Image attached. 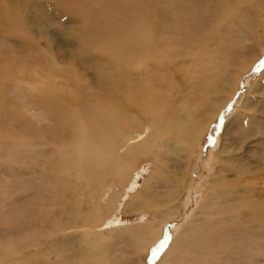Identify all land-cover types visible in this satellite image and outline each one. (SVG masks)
Instances as JSON below:
<instances>
[{
  "label": "rangeland",
  "instance_id": "rangeland-1",
  "mask_svg": "<svg viewBox=\"0 0 264 264\" xmlns=\"http://www.w3.org/2000/svg\"><path fill=\"white\" fill-rule=\"evenodd\" d=\"M101 1L114 0L96 4ZM156 1L146 0L144 6L155 11L156 39L165 40L156 53L159 78L150 76L149 64L132 65L124 75L121 63H96L83 53L84 22L65 8L69 0H0V88L6 105L14 107L13 113L6 107L7 114L0 115L10 136L9 142L0 137V222L11 209L29 205L35 188L53 181L58 161L47 162L53 145L38 138L15 141L21 133L35 135L38 127L57 126L63 114L59 107L50 113L37 97L46 57L54 71L52 97L62 106L74 87L69 69L80 71L90 90H98L105 70L122 93L143 86L162 100L170 99L163 122L130 105L132 129L122 134L113 165L129 148L140 151L142 140L155 128L174 121L191 126L185 137L162 133L150 150L131 154L124 160L130 166L123 182L113 179L109 184L105 178L109 187L95 193L82 188L81 214L91 208L100 212L85 226L61 232L50 225L32 237L27 227L19 232L11 228L9 236L0 223V243L16 242L22 248L32 243L10 258L0 254V264H188L181 258L170 260L176 251L179 257L184 254L180 244L191 246L195 258H210L221 237L213 234L216 219L205 210L226 208L227 202L213 204L223 187H236L229 204H236L239 212L253 217V203H258V241L264 235V0ZM181 15L188 17L187 27L194 32L183 44L177 31ZM167 76L171 85L161 82ZM126 135L131 137L125 140ZM24 184H29L26 190L20 187ZM48 198L46 191L47 207L60 205L59 199ZM65 203L67 211L74 208L69 199ZM29 214L20 210L18 220ZM149 226L154 227L151 232ZM17 233L25 235L24 241ZM173 241L174 251L166 252ZM263 257L258 253V264Z\"/></svg>",
  "mask_w": 264,
  "mask_h": 264
},
{
  "label": "bare ground",
  "instance_id": "bare-ground-1",
  "mask_svg": "<svg viewBox=\"0 0 264 264\" xmlns=\"http://www.w3.org/2000/svg\"><path fill=\"white\" fill-rule=\"evenodd\" d=\"M96 1L69 0V5H65L66 9L78 15L84 22L83 38L86 39V42L82 46L83 53L90 56L96 63L101 60L103 63L107 61H112L115 64L121 63V73L124 75L129 72L132 65L149 64L150 76L159 78V58L156 53L165 40H158L155 37L156 24L151 19V16L156 17L155 11L150 13L145 9L146 0H114L108 3L101 1L97 4ZM0 4L3 3L0 2ZM196 13L197 10L194 14ZM187 20L188 17L185 15L179 17L177 31L180 33V44L185 43L190 36L194 35V32L189 31L187 27ZM189 26L191 29L193 25L189 24ZM201 41L208 44L206 38ZM6 69L9 68L6 67ZM40 74L38 77L40 89L37 96L39 102L50 113L59 107L63 114L59 116L57 126L45 129L38 127L37 130H34L35 135L27 134L28 131L26 134L21 133L15 141L28 143L29 140L38 138L42 139L43 143L52 144L53 150L47 162L57 160L58 163L52 175L53 181L48 186L35 188V192L30 196L29 205L13 208L1 218L0 223L4 225L3 229L9 236L13 235L8 232L11 228H15L19 232L21 228L26 229L27 227L28 236L36 237L42 234L44 227L50 225L63 232L70 228L85 226L90 221L98 219L100 212L98 213L94 208L81 214L78 204L84 197L81 192L82 188L89 191L87 189L90 187V191L95 193L109 187L105 186V178L109 184L113 183V179L115 182H123L130 166L124 160H128L131 154H141L150 150L157 137L162 133L185 137L191 128L185 121H174L164 128H155L149 136L141 139L142 149L140 151L130 152L131 148H129L128 155L124 159L115 160L113 165L114 153L122 134L132 129L130 105L136 104L141 109L142 115H150L158 122H163L164 117L169 116L170 99L162 100L155 90L143 86L132 87L128 92L122 93L112 83L114 75L105 70L102 72V81L97 84L98 90H90L89 83L83 79V74L80 71L69 69L68 74L74 87L66 96V105L62 106L52 97L56 86L51 78L54 74L52 61L47 57ZM3 78L8 79L7 73ZM161 82L167 85L172 84L169 76L162 78ZM36 83L35 80V85ZM0 103V115L7 114L3 112L6 107H10V113L14 112L12 104L6 105L1 88ZM22 116L20 115V117ZM8 133L7 128L0 124V137H6L5 140L10 139L7 138ZM130 137L126 135L125 140ZM130 144L134 143L130 142ZM20 187L26 190L29 184ZM236 190V187H223L217 191L215 198L212 196L215 191L210 193L215 199L213 204L228 203L224 204L226 208L205 210V214L216 219L213 234L221 237L220 241L214 245L215 254L206 259L200 255L195 258L193 257L195 251L191 246L180 244L178 245L180 246L179 251L184 254L179 257L176 251L170 260L181 258L188 264H243L244 262L258 264V253L263 252L264 254V235L258 241V218L260 215L258 214V203H253L257 207L253 211V217L247 211L239 212L236 204H229L234 200L233 191ZM46 191L49 193L48 201L59 199L60 205H57L56 202H53L50 207L44 205L43 193ZM65 199L72 202L73 209L67 211L64 207L66 206ZM23 209L30 214L19 221L18 213ZM262 214L263 212H261ZM152 227L149 226L148 231L151 232ZM144 228L146 227L144 226ZM15 235L19 241H24V234L17 233ZM184 238L188 239L189 237L186 235ZM210 242L209 240L204 241V243ZM30 246L32 243L26 244L24 248L16 242L0 243V254L4 258H10L11 255L19 254L22 249ZM173 247L174 241L171 243L169 251L166 250V252L174 251ZM4 249L8 251V254L3 252ZM188 253L190 256L187 255ZM261 263L264 264V257Z\"/></svg>",
  "mask_w": 264,
  "mask_h": 264
}]
</instances>
